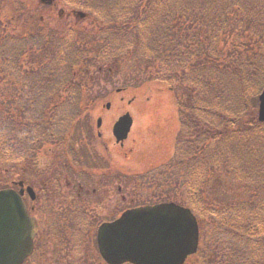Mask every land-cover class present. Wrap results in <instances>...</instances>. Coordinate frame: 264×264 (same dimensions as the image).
<instances>
[{
	"label": "trees",
	"instance_id": "16d2710c",
	"mask_svg": "<svg viewBox=\"0 0 264 264\" xmlns=\"http://www.w3.org/2000/svg\"><path fill=\"white\" fill-rule=\"evenodd\" d=\"M66 1L100 18L104 57L146 70L149 82L171 94L178 114L174 150L153 172L166 187L160 194L200 214L193 263L264 264V122L257 120L264 0ZM4 29L0 85L30 95L21 107L15 100L8 115L4 100L17 95L1 92L0 153L29 136L36 140L29 149L46 137L64 143L70 123L84 112L86 95L76 77L84 48L74 41L52 46L45 31L56 32L46 27ZM21 122L30 135L19 131Z\"/></svg>",
	"mask_w": 264,
	"mask_h": 264
},
{
	"label": "rangeland",
	"instance_id": "374dc122",
	"mask_svg": "<svg viewBox=\"0 0 264 264\" xmlns=\"http://www.w3.org/2000/svg\"><path fill=\"white\" fill-rule=\"evenodd\" d=\"M25 1L34 7L35 20H38L39 14H44L43 18L53 27L61 29L62 34L71 31V34L66 33L63 37L55 36L50 42L52 46L74 40L84 48L85 53L79 63L81 69L76 77L81 82L80 87H88L81 89L90 94L94 101L85 112L84 122L77 125V130L82 129V135L75 134L69 143L62 145L44 138L32 144L33 152L29 154L28 145L36 141L29 136L19 147L13 146L10 151L0 153V187L5 188L10 182L21 180L35 189L42 186L45 199H51L54 203L51 209L55 215L58 214L56 209L75 204L91 205L84 203L88 200H95L101 206V201L111 205L114 200L120 199L121 210L167 200L160 194L162 188L166 187H162L161 183L158 186L160 175L155 176L153 167L159 158L171 156L174 150L178 114L171 94L160 88L159 83L149 82L146 70L126 62L117 64L112 58L108 60L104 57L97 38L106 33L99 34L96 28L100 24L98 16L90 12L80 16L77 12H85L83 8L65 0H56V4L44 2V6L38 0ZM15 7L9 6V18L15 15V11H12ZM124 7L127 9L128 4L125 3ZM14 23L20 24L18 19H14L10 25ZM108 36L112 37L109 33ZM52 48L60 49L58 46ZM1 90L0 85V94ZM15 100L22 105L27 99L17 96L9 100L8 105L5 104L8 115ZM107 102H110L108 109L105 108ZM61 108L63 106L58 110ZM126 112L132 117V126L123 145L119 146L114 142L111 128L117 118ZM98 117L102 119L101 138L96 136ZM18 129L30 135L23 122ZM87 130L92 136L87 135ZM58 184L61 186L58 187ZM118 185L121 187L120 193L116 190ZM80 186L84 190L81 197H77ZM96 188L100 190L92 195V189ZM85 189H89V193L86 194ZM105 210L107 208H102L99 213H105ZM86 221L88 223L83 227L89 226L91 219ZM73 227H76L75 224Z\"/></svg>",
	"mask_w": 264,
	"mask_h": 264
},
{
	"label": "water",
	"instance_id": "95a60500",
	"mask_svg": "<svg viewBox=\"0 0 264 264\" xmlns=\"http://www.w3.org/2000/svg\"><path fill=\"white\" fill-rule=\"evenodd\" d=\"M258 99V120L264 121V89ZM131 123L128 113L115 122L113 134L117 142L127 137ZM27 221L18 196L11 190H1L0 264H15L19 260L20 255L11 245L22 233L27 234ZM99 229L100 234L104 230L110 234L116 232L113 236L116 240L128 239V244L116 245V249L110 246L103 253L108 261L115 257L117 263L128 260L136 264H182L197 247L195 217L188 208L172 202L127 210L115 223L103 224Z\"/></svg>",
	"mask_w": 264,
	"mask_h": 264
},
{
	"label": "flooded vegetation",
	"instance_id": "af4514ba",
	"mask_svg": "<svg viewBox=\"0 0 264 264\" xmlns=\"http://www.w3.org/2000/svg\"><path fill=\"white\" fill-rule=\"evenodd\" d=\"M4 5L5 2L0 0V6L3 7ZM97 136L101 137L100 132ZM119 146L122 145L119 144ZM14 183L15 181L12 182L11 186H16V189L20 190L27 212L36 223L35 234L31 241L32 250L20 264H119L115 257L108 261L103 256V253L108 251L110 246L116 249V237L112 239L109 232H104L100 242L101 246H99L98 230L101 224L113 223L125 210H121L120 199L114 200L111 205H106V201H101V206L95 200H88L84 203H91V205L75 204V206H67L61 210L56 209L58 214L55 215L51 209L54 203L51 199H45V190L42 186L35 189L25 180L17 182V185ZM67 185L71 186L70 184ZM59 186L61 185L58 184ZM120 188L118 185L116 189L118 193H120ZM83 190V187L80 186L77 190L79 192L77 197H81ZM99 190L97 188L92 189V195ZM85 193H89V189H85ZM102 208H107L105 213H99ZM87 219H91L89 226L83 227L84 224L88 223ZM73 224L77 228L73 227ZM17 244L22 245L20 252L26 253L30 241L25 239L20 242L18 240Z\"/></svg>",
	"mask_w": 264,
	"mask_h": 264
}]
</instances>
